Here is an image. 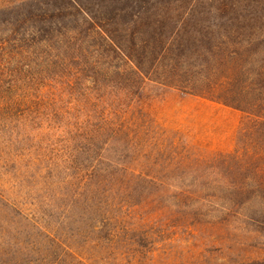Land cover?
<instances>
[{"label": "rangeland", "instance_id": "obj_1", "mask_svg": "<svg viewBox=\"0 0 264 264\" xmlns=\"http://www.w3.org/2000/svg\"><path fill=\"white\" fill-rule=\"evenodd\" d=\"M24 1L0 0V5L8 8ZM233 1L240 5H259L264 19V0ZM263 45L264 33L251 46L255 56L247 52L252 57L243 61L246 69L252 71L253 65L260 64L264 58ZM27 61L28 58L23 60ZM251 63H254L252 67ZM65 89L64 85L62 90ZM200 89L203 88L195 89V93ZM116 92L118 86H111L106 95ZM189 93L154 82L144 84L137 91L138 105L134 104V111L127 117L134 121L141 145L128 156L116 149L115 143L106 144V150L93 148L84 152L76 139L68 150L75 159H65L68 155H65L64 141L81 135L80 130L72 129L79 116L78 103L71 105L62 117L52 118L50 114L46 117L55 122L61 120L60 124L63 119L69 121L70 128L60 130L56 128L58 124L44 128L46 123L36 120L43 116L35 115V108L29 113L26 125H16L14 118L0 117V144L6 146H0V264H81L72 249L80 251L82 247H90L92 252L100 250L96 253L97 264L264 261V185L239 181L244 189L232 201L226 197L227 193L220 192L216 184L221 181H213L211 171L206 172L208 176L203 172L193 174L195 168L205 166L219 155L220 159L231 160L237 154L239 159L234 157L233 166L247 162L245 166L250 167L247 156L252 153V146L260 147L256 140L261 136L255 131L260 126V116ZM63 94L66 96L68 91ZM98 104L95 101L92 106L95 130L99 127L95 118L101 109ZM242 105L247 107L245 101ZM252 111L263 116L258 108L253 107ZM134 116H138L137 122ZM106 139L110 135L99 143L104 144ZM116 162L141 168L152 176H145L134 185L132 200L128 196H109L110 203H116L117 208L124 205V222L117 218L120 211L108 213L107 205H98L89 198L93 194L98 200L95 191H89L96 187V181L83 184L81 181L91 165L104 168ZM153 177L155 181H148ZM126 180L129 184V179ZM107 183L108 180H102V185ZM131 214L135 215L137 225L132 222ZM95 223L104 225L102 244L88 228V224ZM123 228L128 230L126 236L152 231V238L157 240L154 256L147 252L135 258L123 244ZM117 230L115 236L113 231ZM94 241L101 246L94 248Z\"/></svg>", "mask_w": 264, "mask_h": 264}, {"label": "trees", "instance_id": "obj_2", "mask_svg": "<svg viewBox=\"0 0 264 264\" xmlns=\"http://www.w3.org/2000/svg\"><path fill=\"white\" fill-rule=\"evenodd\" d=\"M215 1L26 0L8 8L0 5V117L14 118L16 125H26L35 108V115L43 116L36 120L45 122L44 128L58 124L56 128L60 130L70 128L69 121L63 119L60 124L61 120L55 122L46 117H62L71 105L78 103L79 116L72 129L80 130L81 135L64 141L68 155L65 159H75L68 150L76 139L84 152L93 148L106 150V144L115 143L116 149L128 156L141 145L134 121L127 117L134 111V104L138 105L137 91L152 82L183 94L191 91L258 115L261 120L255 129L261 136L256 140L260 147L252 146L253 151L247 156L250 167L245 166L247 162L234 167L232 162L234 157L239 159L237 154L231 160L220 159L219 155L195 168L193 174L203 172L206 176L211 171L213 181H221L216 184L220 192L227 193L232 201L244 189L239 181L264 185V58L258 65L250 64L252 71L243 62L255 56L251 46L264 33L263 11L254 3ZM26 58L28 61L23 62ZM64 85L66 89L62 90ZM111 86H118V92L106 95ZM199 87L203 89L195 93ZM63 91L68 94L63 96ZM95 101L101 108L95 115L99 125L96 130L92 109ZM244 101L247 107L242 105ZM251 106L261 110L263 116L254 113ZM134 120L137 122L138 116ZM106 135L110 139L99 143ZM90 168L81 181H96V187L89 191H95L98 200L93 194L89 198L98 205H107L108 213L120 211L117 218L121 221L124 205L117 208L116 203H110L109 196H128L132 200L134 185L145 176L152 177L141 168L118 162L104 168L94 164ZM154 178L148 181H155ZM102 180L109 183L102 185ZM130 217L137 225L135 215ZM88 228L102 244L104 225L88 224ZM127 231L122 229L123 244L135 258L147 252L154 256L157 240L152 238V231L126 236ZM113 232L116 236L119 231ZM100 243L95 242L94 248ZM72 250L81 264H97L99 249ZM240 262L264 264L261 260Z\"/></svg>", "mask_w": 264, "mask_h": 264}]
</instances>
